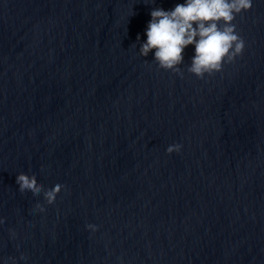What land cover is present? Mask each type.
<instances>
[{
    "label": "water",
    "instance_id": "obj_1",
    "mask_svg": "<svg viewBox=\"0 0 264 264\" xmlns=\"http://www.w3.org/2000/svg\"><path fill=\"white\" fill-rule=\"evenodd\" d=\"M176 2L0 0V264H264V0L202 77L140 54Z\"/></svg>",
    "mask_w": 264,
    "mask_h": 264
},
{
    "label": "clouds",
    "instance_id": "obj_2",
    "mask_svg": "<svg viewBox=\"0 0 264 264\" xmlns=\"http://www.w3.org/2000/svg\"><path fill=\"white\" fill-rule=\"evenodd\" d=\"M155 0H153V3ZM253 0H178L170 8L160 5L150 9V19L144 29V39L140 45V54L149 51L158 67L178 70L183 60V49L192 44L193 55L188 70L198 77L221 70L223 64L231 62L239 55L245 41L236 31L232 22L237 13L251 7ZM139 36V34H138ZM180 143L169 144L166 151H179ZM20 193L30 192L35 198L43 195L47 203H52L62 189L61 183L43 188L34 176L21 174L16 177ZM44 210L37 203L33 211ZM4 221L0 219V223ZM86 227L96 230L94 223ZM21 260L25 257H20ZM6 264H13L11 257Z\"/></svg>",
    "mask_w": 264,
    "mask_h": 264
}]
</instances>
